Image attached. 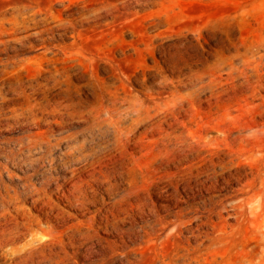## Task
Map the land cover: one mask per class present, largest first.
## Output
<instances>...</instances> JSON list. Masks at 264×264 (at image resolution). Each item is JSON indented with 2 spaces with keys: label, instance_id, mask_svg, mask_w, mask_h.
<instances>
[{
  "label": "rangeland",
  "instance_id": "374dc122",
  "mask_svg": "<svg viewBox=\"0 0 264 264\" xmlns=\"http://www.w3.org/2000/svg\"><path fill=\"white\" fill-rule=\"evenodd\" d=\"M0 185L53 264H264V0H0Z\"/></svg>",
  "mask_w": 264,
  "mask_h": 264
},
{
  "label": "bare ground",
  "instance_id": "6f19581e",
  "mask_svg": "<svg viewBox=\"0 0 264 264\" xmlns=\"http://www.w3.org/2000/svg\"><path fill=\"white\" fill-rule=\"evenodd\" d=\"M62 189L57 194L59 199H65V202L68 201L70 204L74 203L80 211L87 208L77 185H73L72 190ZM25 199H28L32 210L38 213L44 211L43 217L33 216L27 212L24 207ZM88 203L91 204V202ZM54 211V204L34 186L27 188L22 194L0 187L1 264H43L45 262L53 264L57 256L56 233L52 231L55 230L53 229L55 226L51 225L52 222L50 224ZM43 224H46L48 232H41L45 231Z\"/></svg>",
  "mask_w": 264,
  "mask_h": 264
}]
</instances>
